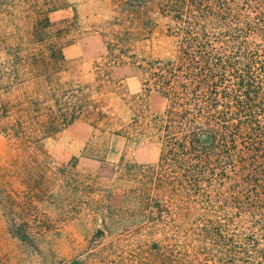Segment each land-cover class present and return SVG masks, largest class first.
<instances>
[{
	"label": "trees",
	"instance_id": "16d2710c",
	"mask_svg": "<svg viewBox=\"0 0 264 264\" xmlns=\"http://www.w3.org/2000/svg\"><path fill=\"white\" fill-rule=\"evenodd\" d=\"M111 1L115 16L101 32L106 46L101 80L115 83L112 68L133 64L144 76V95L154 91L167 101L162 114L151 113L145 103H137L135 110L137 132L161 146L157 166L137 170L140 186L133 194L144 220L139 229L148 233L154 225L168 227L195 213L202 222L199 244L191 251L157 243L151 264H264V0ZM52 7L43 12L41 30H35L47 49L41 61L42 98L28 107L37 117L39 138L86 115L102 116L92 109L84 88H67L55 78L66 67L63 49L71 42L73 25L51 31L48 14L67 4L56 0ZM154 14L170 22L173 58L133 53L136 42L138 46L153 35ZM66 166L53 174L65 177ZM33 186L16 197L0 185V208L10 234L38 253L39 238L52 220L35 204L41 190ZM81 186L87 187L79 175V190ZM88 197L86 203L99 202ZM98 211L107 221L120 210L108 205ZM98 235L104 236V230Z\"/></svg>",
	"mask_w": 264,
	"mask_h": 264
},
{
	"label": "rangeland",
	"instance_id": "374dc122",
	"mask_svg": "<svg viewBox=\"0 0 264 264\" xmlns=\"http://www.w3.org/2000/svg\"><path fill=\"white\" fill-rule=\"evenodd\" d=\"M58 1L67 7L48 14L51 31L69 23L73 28L71 42L63 49L66 67L55 78L67 88H84L93 106L89 110L96 107L102 116L97 120L86 115L53 136L38 137L37 117L28 107L42 98L41 61L47 49L35 30H41L43 12L56 0L51 5L46 0H0V185L16 197L36 185L33 188L41 191L35 204L52 220L39 238L40 251L31 253L10 234L0 208V264H151L157 243L191 251L199 244L202 226L196 213L180 216L168 227L154 225L147 233L139 229L144 220L133 194L140 186L137 170L156 167L161 154L156 138L135 129L137 103L162 114L166 99L154 91L144 95V76L133 64L112 68L115 83L101 80L99 65L106 56L101 32L115 16L113 1ZM152 16L157 23L153 35L138 46L136 42L133 53L173 58L176 44L167 35L170 22ZM65 165V177L53 174ZM79 175L87 186L80 190ZM88 196L99 202L86 203ZM108 205L120 211L104 221L96 212ZM99 230L105 235H98Z\"/></svg>",
	"mask_w": 264,
	"mask_h": 264
}]
</instances>
